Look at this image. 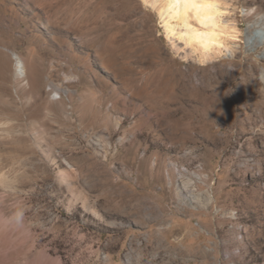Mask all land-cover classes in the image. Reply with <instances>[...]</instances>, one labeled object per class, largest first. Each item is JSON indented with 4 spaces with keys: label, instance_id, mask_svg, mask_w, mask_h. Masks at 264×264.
<instances>
[{
    "label": "rangeland",
    "instance_id": "rangeland-1",
    "mask_svg": "<svg viewBox=\"0 0 264 264\" xmlns=\"http://www.w3.org/2000/svg\"><path fill=\"white\" fill-rule=\"evenodd\" d=\"M221 1L202 58L143 0H0L3 169L60 264H264V0Z\"/></svg>",
    "mask_w": 264,
    "mask_h": 264
},
{
    "label": "bare ground",
    "instance_id": "bare-ground-1",
    "mask_svg": "<svg viewBox=\"0 0 264 264\" xmlns=\"http://www.w3.org/2000/svg\"><path fill=\"white\" fill-rule=\"evenodd\" d=\"M143 1L152 4L157 9L167 32L172 36L176 35L178 40H181V46L185 52L190 54L200 52L202 53L200 57L207 58L210 56L207 54L216 45H220L222 40H220L219 28L222 27L221 21L223 22L222 15H224L223 10L225 9L223 4L225 5L227 2L222 4L221 0ZM205 5L213 6L206 7ZM222 28L225 29L226 27ZM17 62L20 66L22 65V60L19 57ZM188 81L193 86L192 81ZM196 120L198 122L202 121L203 116ZM11 129L12 124L9 120H0V150L6 149V140L9 137ZM33 140L35 146L31 148L30 157L27 159L30 162L29 171L35 184H37L39 181V169L41 167L36 152V148L38 147L36 132H34ZM20 152L22 154L26 153L24 149H21ZM6 164L7 159L0 153V188L2 189L0 192V264H60L61 258L53 256L40 243V212L38 209H34L39 199L38 186L35 185L28 197H20L23 187L16 185V181L9 178L7 172L3 169ZM21 164L24 166L25 162L22 161ZM183 188L190 191L189 197L192 198H190L191 200H198L196 194L191 191L188 181H183ZM10 196L16 198L15 208H23L24 217L20 223H8L4 220L10 214L8 213V199ZM26 203L28 204L26 205ZM131 263H133L132 259Z\"/></svg>",
    "mask_w": 264,
    "mask_h": 264
},
{
    "label": "clouds",
    "instance_id": "clouds-1",
    "mask_svg": "<svg viewBox=\"0 0 264 264\" xmlns=\"http://www.w3.org/2000/svg\"><path fill=\"white\" fill-rule=\"evenodd\" d=\"M228 19H230V18L225 16L223 18V21L227 22ZM251 33L254 35L257 45L260 47H264V24L257 25L255 23V21H253V27L251 29ZM225 43L227 44L230 42L225 41ZM213 54H215V53H208L207 55H213ZM219 54L227 55L228 54L227 48H225L224 46H221L219 49ZM195 55L197 57H199L200 55H202V53L197 52V53H195ZM23 217H24L23 208L22 207H16L12 210V212L7 217L4 218V220H5V222H8V223H20V222H22Z\"/></svg>",
    "mask_w": 264,
    "mask_h": 264
},
{
    "label": "snow or ice",
    "instance_id": "snow-or-ice-1",
    "mask_svg": "<svg viewBox=\"0 0 264 264\" xmlns=\"http://www.w3.org/2000/svg\"><path fill=\"white\" fill-rule=\"evenodd\" d=\"M206 7H212L213 5H205Z\"/></svg>",
    "mask_w": 264,
    "mask_h": 264
}]
</instances>
